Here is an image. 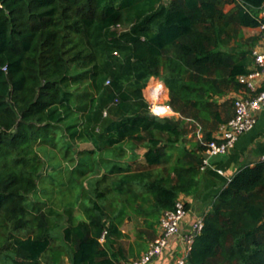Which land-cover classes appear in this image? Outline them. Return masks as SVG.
<instances>
[{"label":"trees","instance_id":"obj_1","mask_svg":"<svg viewBox=\"0 0 264 264\" xmlns=\"http://www.w3.org/2000/svg\"><path fill=\"white\" fill-rule=\"evenodd\" d=\"M263 7L0 0V264L128 262L127 223L154 242L249 91ZM155 82L173 116L152 112ZM187 264H264V163L214 197Z\"/></svg>","mask_w":264,"mask_h":264},{"label":"built area","instance_id":"obj_2","mask_svg":"<svg viewBox=\"0 0 264 264\" xmlns=\"http://www.w3.org/2000/svg\"><path fill=\"white\" fill-rule=\"evenodd\" d=\"M261 16L264 18V7ZM260 32L261 45L253 51L258 68L249 76L241 78V82L246 84L249 91L236 99L234 117L220 127L213 141L206 144L203 168L209 164L212 157L227 154L243 134L254 129L257 124L256 115L264 108V24L260 27ZM151 110L155 113L153 106ZM261 163H264V157ZM186 204L181 197L173 210L163 212L159 226L160 234L148 250L142 252L139 257L121 264H152L175 245L180 248L175 264H187L195 240L204 228L205 216L198 217L189 225L188 230L184 231L183 223L189 212Z\"/></svg>","mask_w":264,"mask_h":264},{"label":"crops","instance_id":"obj_3","mask_svg":"<svg viewBox=\"0 0 264 264\" xmlns=\"http://www.w3.org/2000/svg\"><path fill=\"white\" fill-rule=\"evenodd\" d=\"M260 34V29L247 31V36H260ZM259 45H261V41ZM255 63L252 66L257 69L258 67ZM157 84L162 85L161 83ZM167 90L164 87L161 95L162 98L165 94V100L167 99V94H169V90ZM245 94L241 93L232 96L238 98ZM162 107L165 108V104ZM231 114L234 117L233 111H231ZM256 116L257 124L254 129L243 134L227 154L212 157L209 160V164L202 169L199 191L192 196H182L187 204H189V212L183 223L184 231L188 230L189 225L198 217H203L207 214L214 197L219 195L236 175L247 167H254L261 163V159L264 157V108ZM179 249L175 245L152 264H175L176 258L179 256Z\"/></svg>","mask_w":264,"mask_h":264},{"label":"rangeland","instance_id":"obj_4","mask_svg":"<svg viewBox=\"0 0 264 264\" xmlns=\"http://www.w3.org/2000/svg\"><path fill=\"white\" fill-rule=\"evenodd\" d=\"M230 8L229 7H226V10H229ZM156 85V82L153 83L152 87L149 89V86L148 88L145 90V96H146V99L148 100V102L150 103L151 105V109H152V100L150 99V97H153L155 99V97L153 96V94H149V91L151 89H153V87ZM168 89V88H167ZM158 101H160L161 105L164 106V104H167L168 101H169V94H168V98L165 100V94L163 95V97L161 98L159 96V98H157ZM174 114H170V115H166V116H173ZM165 117V116H164ZM123 231L129 236L128 239H126V244H131L134 246V252H135V255L134 257L132 256L131 258H135L138 256V254L140 255L145 249H147L148 247H150V242L147 241V236H144V238L141 237L140 234H138V231L139 229H137L134 225V223H127L123 226ZM144 229V228H143ZM160 234V229H158V235ZM157 235V236H158ZM140 244V248L144 246L143 249L140 250L139 248V245ZM143 245V246H142ZM65 264H70L69 261L66 259L65 260Z\"/></svg>","mask_w":264,"mask_h":264},{"label":"bare ground","instance_id":"obj_5","mask_svg":"<svg viewBox=\"0 0 264 264\" xmlns=\"http://www.w3.org/2000/svg\"><path fill=\"white\" fill-rule=\"evenodd\" d=\"M163 91H164V85H158L156 83L154 88L149 91V94H153V96L155 97V99L153 97H150V99L152 100L154 112L157 113L158 115L166 116L172 114L173 112L169 107H165V108L162 107V105L160 104L161 102L157 100L159 96L161 97Z\"/></svg>","mask_w":264,"mask_h":264}]
</instances>
